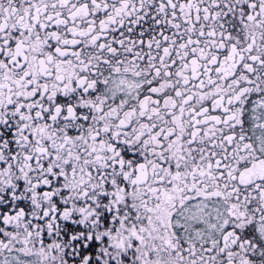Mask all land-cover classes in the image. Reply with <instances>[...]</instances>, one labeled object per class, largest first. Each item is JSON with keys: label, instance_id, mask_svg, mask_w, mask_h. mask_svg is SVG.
Masks as SVG:
<instances>
[{"label": "snow or ice", "instance_id": "1", "mask_svg": "<svg viewBox=\"0 0 264 264\" xmlns=\"http://www.w3.org/2000/svg\"><path fill=\"white\" fill-rule=\"evenodd\" d=\"M0 264H264V0H0Z\"/></svg>", "mask_w": 264, "mask_h": 264}]
</instances>
